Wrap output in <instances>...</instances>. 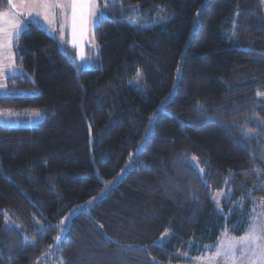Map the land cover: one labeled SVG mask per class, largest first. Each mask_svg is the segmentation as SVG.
<instances>
[{
  "label": "trees",
  "instance_id": "1",
  "mask_svg": "<svg viewBox=\"0 0 264 264\" xmlns=\"http://www.w3.org/2000/svg\"><path fill=\"white\" fill-rule=\"evenodd\" d=\"M100 3L92 66L33 21L13 41L0 108L44 118L0 124V264L181 262L264 199V0Z\"/></svg>",
  "mask_w": 264,
  "mask_h": 264
},
{
  "label": "rangeland",
  "instance_id": "2",
  "mask_svg": "<svg viewBox=\"0 0 264 264\" xmlns=\"http://www.w3.org/2000/svg\"><path fill=\"white\" fill-rule=\"evenodd\" d=\"M101 1L96 0L89 8L88 23L80 34L77 29L76 44L72 43V25H71V8L67 0H24L17 6V15H5L4 25L0 26V95L7 92L6 77L24 73V69L14 61L13 41L27 26L30 21L40 24L50 34L57 37L61 44H67L73 51V61H76L83 67H89L93 64V59L98 54V42L94 37V27L99 17L103 15L104 8ZM15 3V2H14ZM19 4V1L16 2ZM13 7V8H14ZM143 82L142 75L138 71L136 78L130 81V85L138 88ZM259 96L264 98V90L259 92ZM44 118V114L38 110H10L0 108V124L9 126H26L30 127ZM195 161V160H194ZM197 165V163H195ZM218 195L219 206L213 199L217 209L222 208V201L226 197L225 190H216L213 194ZM253 225L257 228V233L264 229V199H258L253 206L252 215L250 216L249 226L244 234L235 236L228 229H225L218 240L207 246L204 252L199 255L184 254L183 260L176 263L168 264H241V250L246 251L247 242L242 239L248 236ZM166 231L162 237L168 235ZM219 252L220 255L215 254ZM51 259L47 264H62V260L55 253L50 254ZM235 257V259H234ZM247 264V260H244Z\"/></svg>",
  "mask_w": 264,
  "mask_h": 264
},
{
  "label": "snow or ice",
  "instance_id": "3",
  "mask_svg": "<svg viewBox=\"0 0 264 264\" xmlns=\"http://www.w3.org/2000/svg\"><path fill=\"white\" fill-rule=\"evenodd\" d=\"M67 2L71 8L72 43L76 44L77 29L79 28L80 34L82 35L88 23V15L91 14L89 8L96 0H67ZM213 199L216 200L219 206L218 195L214 196ZM163 238L161 237V239ZM242 239L247 242L248 248L246 251L243 248L241 250V264H244L245 259L247 260V264H264V229H261L257 233V228L253 225L248 236ZM215 255L219 256L220 253L217 252Z\"/></svg>",
  "mask_w": 264,
  "mask_h": 264
},
{
  "label": "crops",
  "instance_id": "4",
  "mask_svg": "<svg viewBox=\"0 0 264 264\" xmlns=\"http://www.w3.org/2000/svg\"><path fill=\"white\" fill-rule=\"evenodd\" d=\"M17 1H19V4L16 3ZM22 1H24V0H11L10 6L8 8L0 10V26L4 25L6 13H8V15L13 16V17H15L14 15H17L20 13V12L16 11V8H17V6H19L22 3ZM26 1H28V0H26ZM14 6H16V8Z\"/></svg>",
  "mask_w": 264,
  "mask_h": 264
}]
</instances>
